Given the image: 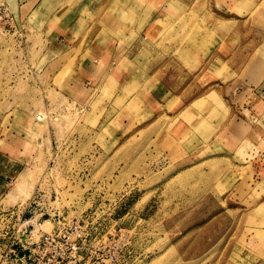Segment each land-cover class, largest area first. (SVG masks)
<instances>
[{"label": "rangeland", "instance_id": "374dc122", "mask_svg": "<svg viewBox=\"0 0 264 264\" xmlns=\"http://www.w3.org/2000/svg\"><path fill=\"white\" fill-rule=\"evenodd\" d=\"M80 2L0 0V174L6 176L0 244L8 247L17 228L36 241L60 217L80 221L96 241L120 238L117 264H264V43L250 60L230 59L235 73L210 88L206 82L205 98L185 108L148 104L147 51L135 49L124 52L113 75L99 72L85 82L88 95L78 102L68 81L83 83L79 67L87 53L77 39L92 26L61 21L81 20L88 5L66 9ZM42 3L66 7L49 9L43 25L22 24L27 17L35 23L29 7ZM230 6L256 7L252 22L264 23V0H230ZM131 9L115 4L108 14L121 10V22L131 23ZM158 25L152 34L159 28L174 55L194 50V28ZM57 31H70L75 41L69 55L63 42L66 56L50 75ZM199 62L187 60L188 67ZM217 83L230 88L216 89ZM11 212L24 216L18 222L6 216ZM22 254L0 257V264H25L17 260Z\"/></svg>", "mask_w": 264, "mask_h": 264}, {"label": "crops", "instance_id": "0c3cea01", "mask_svg": "<svg viewBox=\"0 0 264 264\" xmlns=\"http://www.w3.org/2000/svg\"><path fill=\"white\" fill-rule=\"evenodd\" d=\"M259 1L262 2L263 0ZM126 3L132 7L129 13L131 23L121 22L119 17L123 9H121L122 11L119 10L116 15L108 14L113 5L117 4L120 7ZM28 4L27 1L24 4L22 2L19 8H26ZM83 5H88L90 10L81 20L78 19L75 23L61 21V24H67L66 27H75L78 24L92 26L89 31L91 34H83L77 39L83 43L81 49L84 51V55L87 53L84 58L87 62L83 61V65L79 67L81 69L79 73L83 74V83L78 78H73L72 82L71 80L68 81L70 86L68 89L72 90V97L78 102L83 101L82 99L88 95L84 88L85 82L91 81V79L95 80L100 74L99 72L108 74L104 75L105 79L109 75H113L118 60L125 57L124 52L135 49L137 54L147 51L143 56L146 57L145 63H147L145 67L147 71L146 87L149 89L147 93L148 104L161 110L163 106L169 103L178 102L179 107L185 108L193 99L205 98L203 91H205L206 82L211 83L208 86L210 88L216 86L214 79L222 82L225 75H230V72L235 73L233 70L230 71V59L250 60L254 51L264 43V23H261L262 26H258L253 24V17L251 18L256 7H253L254 10L249 12H240V7L230 6V0H145L143 3L135 0H81L78 6L73 7H66L62 4L59 5V3L47 6L42 3L39 6L29 7L37 15L31 21L35 22L34 24L29 22L28 17L26 18L28 22L21 23L31 26L43 25V22L51 20L52 16L48 12L49 9L55 11L60 7L72 9L80 8ZM241 8L245 9L244 6ZM231 9L233 10L230 11ZM247 9L250 10L251 7ZM87 17L93 19L85 20L84 18ZM158 22L164 26L167 23H172L175 27L176 25L183 27L186 24V26L189 25V27L194 28L195 33L192 34L196 42L194 50L182 48L181 52L174 55L166 38L158 34L159 28L157 33L152 34V30L159 27ZM233 31L235 33H232ZM57 33V37L52 40L54 46L51 48L50 54L55 53L58 56L54 55L51 60L48 71L50 75H55L59 71L62 60L66 56L65 52H61L65 47L63 42L67 44L66 53L69 55L71 47L68 44L75 41L70 31H57ZM60 33L63 39H59ZM252 36L255 39H251ZM175 40L178 41L177 38ZM124 41L131 42V44L125 46ZM161 41L164 43L163 46L160 45ZM146 44L148 45L147 49H145ZM253 47L256 49L252 50ZM57 50L58 53H56ZM191 58L200 59L198 66L188 67L187 60ZM246 65L247 63H240L238 65L240 69L236 71L241 73L245 70ZM219 74L221 77L217 76ZM203 77L207 79L203 80ZM115 78L119 80V77L116 76ZM217 85L218 88L216 89L230 88V83L225 87L218 83ZM64 88L66 89V87ZM80 94L81 97H79ZM181 108L176 111V115L179 114ZM165 116L172 118L170 114ZM156 117L153 121L158 120L159 116ZM123 121H127V119ZM240 121L241 123H236L238 126L245 123ZM15 136L10 133V137ZM11 151L17 152L14 148ZM5 178V175L0 174V196L5 191ZM227 231L228 228L222 230L221 233ZM192 256L195 257L191 254L190 257ZM187 257L189 256L185 252V259Z\"/></svg>", "mask_w": 264, "mask_h": 264}, {"label": "built area", "instance_id": "2783aa9c", "mask_svg": "<svg viewBox=\"0 0 264 264\" xmlns=\"http://www.w3.org/2000/svg\"><path fill=\"white\" fill-rule=\"evenodd\" d=\"M21 214L11 212L6 216L20 222L24 216ZM53 222L51 231L43 232L33 242L27 239L26 228H17L13 242L8 247L0 244V257L4 260L17 258L22 251V259L17 260L24 259L25 264H117L123 244L120 238L99 242L87 234L78 220L67 222L59 217Z\"/></svg>", "mask_w": 264, "mask_h": 264}, {"label": "bare ground", "instance_id": "6f19581e", "mask_svg": "<svg viewBox=\"0 0 264 264\" xmlns=\"http://www.w3.org/2000/svg\"><path fill=\"white\" fill-rule=\"evenodd\" d=\"M58 10H59V9H58ZM118 67H119V66H118ZM118 69H119V68H118ZM117 74H118V73H117ZM117 74H116V75H117ZM123 85H124V84H123ZM126 87L128 88V86H126Z\"/></svg>", "mask_w": 264, "mask_h": 264}]
</instances>
